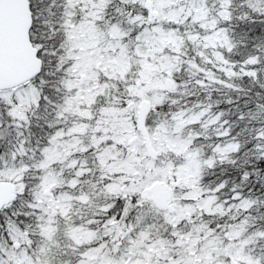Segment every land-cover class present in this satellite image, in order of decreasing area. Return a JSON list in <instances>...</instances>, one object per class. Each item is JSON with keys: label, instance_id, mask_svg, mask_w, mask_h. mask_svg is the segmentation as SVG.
Returning a JSON list of instances; mask_svg holds the SVG:
<instances>
[{"label": "snow or ice", "instance_id": "6c2138e0", "mask_svg": "<svg viewBox=\"0 0 264 264\" xmlns=\"http://www.w3.org/2000/svg\"><path fill=\"white\" fill-rule=\"evenodd\" d=\"M0 264H264V0H0Z\"/></svg>", "mask_w": 264, "mask_h": 264}]
</instances>
